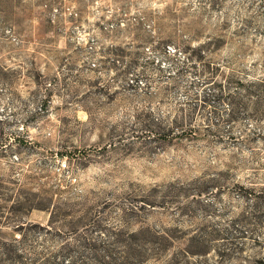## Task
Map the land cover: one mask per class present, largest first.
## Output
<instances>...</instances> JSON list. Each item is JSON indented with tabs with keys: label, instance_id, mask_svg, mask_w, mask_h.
Masks as SVG:
<instances>
[{
	"label": "rangeland",
	"instance_id": "374dc122",
	"mask_svg": "<svg viewBox=\"0 0 264 264\" xmlns=\"http://www.w3.org/2000/svg\"><path fill=\"white\" fill-rule=\"evenodd\" d=\"M0 264H264V0H0Z\"/></svg>",
	"mask_w": 264,
	"mask_h": 264
}]
</instances>
